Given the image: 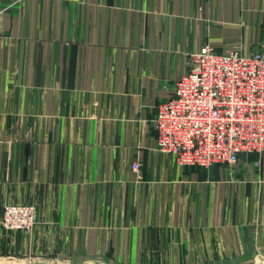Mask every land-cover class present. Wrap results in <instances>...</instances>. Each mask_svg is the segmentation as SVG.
I'll list each match as a JSON object with an SVG mask.
<instances>
[{
    "label": "crops",
    "instance_id": "0c3cea01",
    "mask_svg": "<svg viewBox=\"0 0 264 264\" xmlns=\"http://www.w3.org/2000/svg\"><path fill=\"white\" fill-rule=\"evenodd\" d=\"M207 44L264 52V0H0V264L264 257V152L205 168L157 146ZM8 203L38 207L32 231L2 226Z\"/></svg>",
    "mask_w": 264,
    "mask_h": 264
},
{
    "label": "built area",
    "instance_id": "2783aa9c",
    "mask_svg": "<svg viewBox=\"0 0 264 264\" xmlns=\"http://www.w3.org/2000/svg\"><path fill=\"white\" fill-rule=\"evenodd\" d=\"M155 127L158 149L179 165L210 168L263 153L264 52H216L207 44L191 54L173 98L158 106ZM37 221L35 204L4 206L1 224L8 231L30 232Z\"/></svg>",
    "mask_w": 264,
    "mask_h": 264
},
{
    "label": "rangeland",
    "instance_id": "374dc122",
    "mask_svg": "<svg viewBox=\"0 0 264 264\" xmlns=\"http://www.w3.org/2000/svg\"><path fill=\"white\" fill-rule=\"evenodd\" d=\"M262 259H264V257H257V259L253 262V263H225V264H264L262 263Z\"/></svg>",
    "mask_w": 264,
    "mask_h": 264
}]
</instances>
